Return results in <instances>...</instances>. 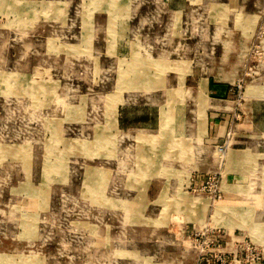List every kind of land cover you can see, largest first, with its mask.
I'll return each mask as SVG.
<instances>
[{
	"label": "rangeland",
	"instance_id": "1",
	"mask_svg": "<svg viewBox=\"0 0 264 264\" xmlns=\"http://www.w3.org/2000/svg\"><path fill=\"white\" fill-rule=\"evenodd\" d=\"M263 43L264 0H0V264H197L233 232L264 257V169L229 203L185 186L231 146L202 147L206 77L235 65L241 104Z\"/></svg>",
	"mask_w": 264,
	"mask_h": 264
},
{
	"label": "crops",
	"instance_id": "2",
	"mask_svg": "<svg viewBox=\"0 0 264 264\" xmlns=\"http://www.w3.org/2000/svg\"><path fill=\"white\" fill-rule=\"evenodd\" d=\"M163 1L168 6V12L171 13L172 0ZM187 1L188 0H185V2ZM216 45L217 49L215 51V56H213L214 58L218 57L219 61L224 62L228 60L227 58L231 54L234 55V53H236L235 57L237 59L234 60V62L238 63L242 62L243 57L247 55L248 47L252 44L250 41H248V44L244 45L240 38H228L222 39L221 41L219 40ZM261 47L264 52V43L261 45ZM218 69L220 73L222 72V81H215L211 76L206 77L207 82L205 85V94L207 98L212 101V104H215L216 106L215 109L206 111L205 133L201 139V144L202 147L209 152H213L215 148H217L216 145L221 142L223 143L226 140L227 143L231 142V146L226 157L223 159V162L219 163L220 165L213 159V157H211V154L201 153L198 156L203 155L210 157L211 167L206 171H217L215 175H219L220 178L219 182L221 199L224 198L226 203H229L230 200L227 201L226 199V195L229 191L227 187L225 188L226 185L229 186L230 184H238L240 176L242 179L248 177V175L251 173H255L256 176H259L261 170L264 169V81L259 84H255L254 82L247 83L243 88L244 99L240 104L237 102L235 95L236 88L238 86L236 83L239 82H237V80L242 76L240 74V70L236 69L235 65H233L231 67V71L226 74L221 70L223 68L220 69L219 67H217L216 70ZM262 69L263 73L261 76H257L255 72H253L254 76H249V74V79L255 78L264 80V65L262 66ZM241 80L242 79H240V81ZM204 141L207 146L204 145ZM244 152H249L252 155V160L250 164H248V166H246L243 162ZM196 165L197 167L191 170V173L195 170H198V165L203 164L199 162L196 163ZM191 173L185 186L187 190L189 189L192 192L196 191L197 193V190L203 184L202 179L209 173ZM230 176H232V180L228 179V177ZM249 177H251L250 181L249 178L248 180L243 179V181H245L247 184L250 183L251 185V181L254 180V190L256 191L257 179L254 178L255 176ZM177 188L178 185H174V188L171 187V189L174 190H176ZM235 198L237 197H233L232 199ZM253 201L255 202V200ZM254 205L256 206V202L254 203ZM262 217H264V213H259L255 215V217H253V220L257 221ZM232 235V237L234 238H232L234 242L233 250L239 248L242 242L251 243L255 247L251 239L247 238L246 236L240 237V233H237V236H235V232H233Z\"/></svg>",
	"mask_w": 264,
	"mask_h": 264
},
{
	"label": "built area",
	"instance_id": "3",
	"mask_svg": "<svg viewBox=\"0 0 264 264\" xmlns=\"http://www.w3.org/2000/svg\"><path fill=\"white\" fill-rule=\"evenodd\" d=\"M239 89L240 86H237ZM227 144L224 143L219 146V153H224L227 149ZM202 186L197 190L198 192H206L209 195L221 199L220 182L217 175L206 176L202 179ZM197 236V235H196ZM240 248V249H239ZM231 252H226L224 248L217 247L215 250L213 259H209L206 256V252L203 249L199 252L197 264H230L227 262V258L231 255L232 262L235 264H264L263 257L256 251V248L248 242H242L240 247Z\"/></svg>",
	"mask_w": 264,
	"mask_h": 264
},
{
	"label": "bare ground",
	"instance_id": "4",
	"mask_svg": "<svg viewBox=\"0 0 264 264\" xmlns=\"http://www.w3.org/2000/svg\"><path fill=\"white\" fill-rule=\"evenodd\" d=\"M58 13V12H57Z\"/></svg>",
	"mask_w": 264,
	"mask_h": 264
}]
</instances>
